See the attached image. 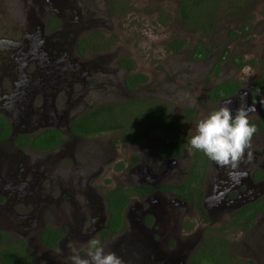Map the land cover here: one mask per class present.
Instances as JSON below:
<instances>
[{"label":"flooded vegetation","instance_id":"flooded-vegetation-1","mask_svg":"<svg viewBox=\"0 0 264 264\" xmlns=\"http://www.w3.org/2000/svg\"><path fill=\"white\" fill-rule=\"evenodd\" d=\"M87 1L10 0L18 16L0 25V264H70L92 239L124 264L264 261V130L236 168L188 143L224 105L264 126V0ZM145 5L215 30V53L202 41L190 53L197 82L177 107L170 57L147 66L121 40L119 17ZM115 187L129 192L120 222Z\"/></svg>","mask_w":264,"mask_h":264},{"label":"rangeland","instance_id":"rangeland-1","mask_svg":"<svg viewBox=\"0 0 264 264\" xmlns=\"http://www.w3.org/2000/svg\"><path fill=\"white\" fill-rule=\"evenodd\" d=\"M81 1L85 3V5H88L87 0H80V2ZM76 5L81 10V3H76ZM144 7L145 9L142 15H139L135 12L125 17H119V19L121 20L120 23L123 27V35L121 37V40H123L124 44L133 49V52L137 54L141 63L147 66L161 65V67L158 68H162L164 66L160 61L164 57H170V60L172 62L171 71L175 75V79L173 81L175 82V96L173 97V101L171 102V104H174V106L177 107V105H179L178 103L181 100H184L182 102H186L187 99H185L183 95L188 88H192L194 82H197L185 76L189 74V71H196L193 65L187 63L192 58V50L200 41H202L209 47L210 51H214L213 53H215L216 48L213 45L215 40V30L210 29L209 27L206 29V32L202 29L194 30L191 27L182 24L177 11L174 14V18H170V21H167L165 10V14L162 11L153 14L150 11L151 6L149 7L148 5H145ZM75 8L77 9V7ZM204 8L205 10H209L211 7L209 4H206ZM17 11L18 6L15 2L14 4L10 5V0H0V25H13L16 16H18ZM115 36L116 38H114L113 36L110 37L114 40H118V35L115 34ZM172 38H184V48H181L177 52H169L166 49V41ZM249 39H251V36ZM227 58L228 53L224 58V65ZM196 62L198 63L199 61L193 60V63ZM230 63L231 62H229L227 65L231 69ZM243 69L245 72V74L243 75L244 77L252 75V71L248 68V66H245ZM223 72L224 71H222V73ZM184 76L185 78H183ZM150 93V91L144 93L143 96ZM127 110L128 112H132L130 108H127ZM235 237L238 240L246 238L243 237L241 233H236ZM246 241L251 245L252 248L254 247L252 245L253 242L250 236L246 238ZM261 242L264 243V239L261 240ZM238 257L243 260L246 258V256L244 255ZM262 258L263 257L260 256L259 253L255 254L254 258L252 259L253 263L263 264L264 261L262 260Z\"/></svg>","mask_w":264,"mask_h":264},{"label":"clouds","instance_id":"clouds-1","mask_svg":"<svg viewBox=\"0 0 264 264\" xmlns=\"http://www.w3.org/2000/svg\"><path fill=\"white\" fill-rule=\"evenodd\" d=\"M257 131L250 120L249 109L239 107L233 115L230 107L224 105L198 121L188 143L191 149L203 152L220 166L236 168L250 149ZM89 244L88 257L73 254L69 257L70 264H124L114 252L106 253L100 240L92 239Z\"/></svg>","mask_w":264,"mask_h":264},{"label":"trees","instance_id":"trees-1","mask_svg":"<svg viewBox=\"0 0 264 264\" xmlns=\"http://www.w3.org/2000/svg\"><path fill=\"white\" fill-rule=\"evenodd\" d=\"M182 41L183 40L175 39V42H176L175 46H174L175 49H177L179 47V45ZM257 128H258V130L259 129L264 130V126H262L261 128H259V127H257ZM49 136H47V139H46L47 141L45 143H38L37 142V143H35V145H37V146H39V145L50 146L53 143H55V141L52 140V139H54V137H49ZM162 146H163V150L166 149V151L168 153L175 154L177 152L176 149L172 150L173 149L172 145L168 142L166 143L165 140L163 141ZM108 197H109V201H110V210H111L113 219L120 222L121 217H122V211L124 210L128 200H129V192L125 188L115 187L108 192ZM256 203L257 202H254V204H256ZM261 204H262L261 207H256V210L258 208H260L261 210L264 211V202ZM213 257H215V256H213Z\"/></svg>","mask_w":264,"mask_h":264}]
</instances>
